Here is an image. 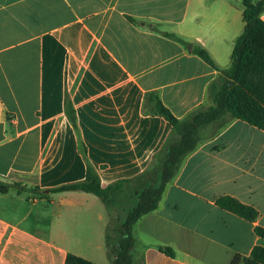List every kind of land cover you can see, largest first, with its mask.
Here are the masks:
<instances>
[{"label": "crops", "instance_id": "1", "mask_svg": "<svg viewBox=\"0 0 264 264\" xmlns=\"http://www.w3.org/2000/svg\"><path fill=\"white\" fill-rule=\"evenodd\" d=\"M243 13L242 0H0V182L21 185L0 191V264H66L71 254L113 264L120 237L102 200L50 190L84 180L88 165L103 187L147 171L179 134L143 112L146 95L179 120L213 105L209 86L231 66ZM223 196L254 207L257 221L219 207ZM257 226L264 131L210 125L158 209L135 224L133 254L137 264H231L264 247Z\"/></svg>", "mask_w": 264, "mask_h": 264}, {"label": "trees", "instance_id": "2", "mask_svg": "<svg viewBox=\"0 0 264 264\" xmlns=\"http://www.w3.org/2000/svg\"><path fill=\"white\" fill-rule=\"evenodd\" d=\"M242 2L244 30L236 40L230 68L220 71L219 77L209 86L213 105L196 109L185 119L179 120L163 104L158 93L146 95L143 112L164 117L179 134L178 140H167L147 171L133 179L117 181L103 187L97 170L88 165L84 180L50 190V193L80 191L94 194L102 200L110 214L125 189L133 194L134 205L126 211L124 219H119V231L114 230L120 239L113 264H137L133 254L134 226L143 216L158 209L166 188L176 177L182 163L197 149L204 128L210 125L223 127L233 120H241L264 131V0ZM166 36L183 44L205 62L216 67L205 49L175 34L166 33ZM65 110L69 120L77 128V116L69 96L66 97ZM12 187L20 188L21 185L0 182L2 193H7ZM217 205L252 223L259 217V212L254 207L231 196L219 198ZM255 232L264 239L263 227L257 226ZM161 250L170 257L175 255L171 248ZM66 264L94 263L71 254L68 255ZM231 264H264V247H254L248 257L236 255Z\"/></svg>", "mask_w": 264, "mask_h": 264}, {"label": "rangeland", "instance_id": "3", "mask_svg": "<svg viewBox=\"0 0 264 264\" xmlns=\"http://www.w3.org/2000/svg\"><path fill=\"white\" fill-rule=\"evenodd\" d=\"M135 203L133 194L125 189V192L118 197L116 205L111 209V216L113 219L112 229L119 231V223L124 219L126 211H128Z\"/></svg>", "mask_w": 264, "mask_h": 264}]
</instances>
